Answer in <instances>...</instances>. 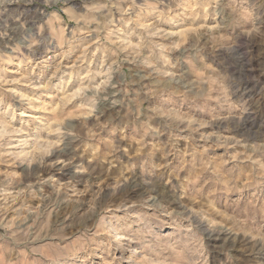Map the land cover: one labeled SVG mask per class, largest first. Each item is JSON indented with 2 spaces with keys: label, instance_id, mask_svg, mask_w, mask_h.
I'll use <instances>...</instances> for the list:
<instances>
[{
  "label": "rangeland",
  "instance_id": "obj_1",
  "mask_svg": "<svg viewBox=\"0 0 264 264\" xmlns=\"http://www.w3.org/2000/svg\"><path fill=\"white\" fill-rule=\"evenodd\" d=\"M0 121V264H264V0H0Z\"/></svg>",
  "mask_w": 264,
  "mask_h": 264
},
{
  "label": "bare ground",
  "instance_id": "obj_2",
  "mask_svg": "<svg viewBox=\"0 0 264 264\" xmlns=\"http://www.w3.org/2000/svg\"><path fill=\"white\" fill-rule=\"evenodd\" d=\"M0 122H1V121H0ZM1 126H2V127H1ZM1 126H0V127H1V129H0V133H5V132H6V129H7V125H6V129H5V127H3L2 124H1ZM21 128H22V127H21ZM19 130H20V129H18V132H19ZM2 135H3V134H2ZM6 141H7V140H6ZM133 250H134V249H133L132 247L129 246V252L131 253ZM134 253H135V252H134ZM134 253H133V254H134ZM132 257H133V258H132ZM127 260H131V261L129 262L130 264H132V263H133V264L136 263V262H134V260H136V254H134L133 256H130V255H129V256L127 257ZM146 263H147V261H146Z\"/></svg>",
  "mask_w": 264,
  "mask_h": 264
}]
</instances>
